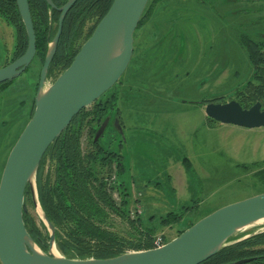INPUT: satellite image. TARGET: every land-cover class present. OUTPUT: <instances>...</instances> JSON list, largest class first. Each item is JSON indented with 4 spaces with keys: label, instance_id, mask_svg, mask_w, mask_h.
Listing matches in <instances>:
<instances>
[{
    "label": "rangeland",
    "instance_id": "obj_1",
    "mask_svg": "<svg viewBox=\"0 0 264 264\" xmlns=\"http://www.w3.org/2000/svg\"><path fill=\"white\" fill-rule=\"evenodd\" d=\"M94 25L95 19L86 22L75 48L84 44ZM134 39L132 61L114 89L119 94L117 107L122 118L116 110L108 113L110 123L101 142L125 157L126 169L121 178L134 194L131 219L139 216L146 226L168 212L155 205L148 185L161 183L165 196L175 198L167 187V163L171 155L191 157V190L183 192L188 197L180 202L193 209L177 224L164 228L158 222L153 225L157 228L154 238L170 241L211 213L264 193V183L257 177L264 162H233L221 145L226 139L223 131L206 129L202 105L204 101L233 100L248 108L256 104L251 101V92L259 82L253 79L246 40L264 42V0H165L137 29ZM16 44L15 29L0 19V69L11 64ZM41 68L42 62L36 59L23 75L0 88V181L10 151L32 117ZM61 72L48 79L46 88ZM118 120L122 127L125 124L122 131L116 125ZM85 130L82 147L86 152L90 139L89 128ZM242 143L243 161L252 160L254 142ZM116 172L114 165L110 183L117 181ZM48 174L53 178L51 163L46 166ZM142 190L148 192L143 198ZM113 199L120 205L117 192ZM141 200L144 208L139 204ZM26 205L41 228L43 218L31 193ZM105 228L123 239L127 253L143 251L138 247L144 242L140 243L130 222L110 214ZM263 231L261 223L238 233L236 238Z\"/></svg>",
    "mask_w": 264,
    "mask_h": 264
},
{
    "label": "water",
    "instance_id": "obj_2",
    "mask_svg": "<svg viewBox=\"0 0 264 264\" xmlns=\"http://www.w3.org/2000/svg\"><path fill=\"white\" fill-rule=\"evenodd\" d=\"M45 1L51 8V15L53 11L60 13L58 30L40 71L33 116L10 151L0 181V263L201 264L234 243L230 240L238 233L261 224L259 222L264 220V193L211 213L161 248L128 252L109 259L86 260L69 259L52 252L57 247L56 228L42 210L38 190L35 193L41 162L73 119L113 89L125 74L134 55L135 33L150 0H114L70 67L47 88L49 70L58 50L65 19L79 0H68L62 7H57L53 0ZM16 2L26 29L28 49L21 58L0 69V85L23 75L37 53L29 0ZM205 115L224 126L250 130L264 128V109L260 102L250 108H244L235 100L224 104L209 103L205 106ZM109 123L110 119L106 118L95 136V142L103 137ZM118 126L122 131V126ZM28 187L50 233L49 253L38 249L25 225ZM249 262L242 260L231 264Z\"/></svg>",
    "mask_w": 264,
    "mask_h": 264
},
{
    "label": "trees",
    "instance_id": "obj_3",
    "mask_svg": "<svg viewBox=\"0 0 264 264\" xmlns=\"http://www.w3.org/2000/svg\"><path fill=\"white\" fill-rule=\"evenodd\" d=\"M163 1L165 0L149 1L138 29L150 19L155 7ZM53 2L57 7H62L68 0ZM113 3L114 0H79L73 6L65 19L63 34L48 79L58 70L62 71V74L70 67L83 46L75 48L86 22L95 19V25L87 34L85 42L91 38ZM29 4L37 38L34 61L38 59L43 66L49 45L58 30L60 13L53 11L51 15V8L45 0H29ZM0 19L16 31L17 44L11 62L13 63L28 49V37L16 0H0ZM246 46L254 68L253 79L259 82L251 92V101L260 102L264 109V42L257 43L247 39ZM10 83L2 84L0 88ZM114 89L115 87L73 119L68 129L50 146L38 170L37 190L40 205L48 220L56 228L58 250L69 259H109L127 253L123 239L105 228L109 224L110 214L122 221L130 222L140 243L144 242L138 250H149L153 248V239L157 232V228L153 227L155 222L163 228L172 226L193 209L183 207L178 212L167 213L163 217L150 220L148 226L144 225L143 219L139 216L137 219H131L130 207L133 196L121 178L125 173L123 155L120 151L112 150L111 146H105L101 139L95 142V136L108 113L116 110L118 117H121L117 107L119 94L115 93ZM211 102L213 101H204L202 105ZM239 103L248 108L242 102ZM34 110L35 101L33 113ZM207 119L211 124L216 123ZM86 128H89L90 141L85 152L82 139ZM184 161L188 162L187 159ZM48 163L53 167V178L50 174L46 175ZM114 165L117 169V181L110 183ZM257 177L264 183V169L257 173ZM114 192L120 196V205L113 199ZM29 194L30 187L27 188L26 199ZM24 221L35 243L43 252L48 253L50 233L46 226L43 224L40 228L29 213L24 215ZM242 238L234 237L230 240L234 243L201 264H231L242 260H250L248 264H264V232L237 241Z\"/></svg>",
    "mask_w": 264,
    "mask_h": 264
},
{
    "label": "crops",
    "instance_id": "obj_4",
    "mask_svg": "<svg viewBox=\"0 0 264 264\" xmlns=\"http://www.w3.org/2000/svg\"><path fill=\"white\" fill-rule=\"evenodd\" d=\"M120 115H121V112H120ZM203 116H204L203 121L206 122L204 125H206L207 130L223 131V134L226 137V139H224L225 144L222 143L221 145L226 147L228 154H229V158L233 162L237 163L238 165H246V164L257 163L261 161L264 162V128L250 130V129H244V128H239V127H234V126H224L221 124L217 126L216 125L211 126L206 121V118H207L206 115L204 114ZM123 125L124 127H122V130H124L125 128L124 122H123ZM229 136L231 137V139L228 138ZM244 140H247L248 142H252V141L254 142V146H253L254 149L252 150V152L249 151V153L251 152L250 155L252 157V160H249V161H243V155H244L243 147L244 146L242 145L243 144L242 142ZM184 159H187L188 162L185 163ZM233 159H235L237 162ZM191 167H192V163H191L190 156L189 157H184L180 155L170 156V161L167 163L168 171L166 173V182H169V185L167 187L170 188L169 190H172L171 192L174 193L175 198L174 196L173 197L171 196L170 198H167V196H165V193L162 190L163 186L161 185V183H158L156 186H154L151 183L148 185V188L150 189V192L152 191L150 196L155 198L154 203L156 206H159L161 209L162 208L165 209V211H168L167 213L175 212V211H178L180 208L182 209L183 207H185L186 205L184 204L185 202L182 203L180 201L182 199L185 201L188 197V196H183V192L191 190V182H190V176H189V171ZM178 191H180L181 193ZM142 192H143V195H141V197L143 198L145 196V193H148V192L147 191L144 192L143 190ZM178 193H180V195H177ZM133 198H134V194H133ZM156 200H157V203H156ZM139 204L143 207L142 200H141V203Z\"/></svg>",
    "mask_w": 264,
    "mask_h": 264
},
{
    "label": "built area",
    "instance_id": "obj_5",
    "mask_svg": "<svg viewBox=\"0 0 264 264\" xmlns=\"http://www.w3.org/2000/svg\"><path fill=\"white\" fill-rule=\"evenodd\" d=\"M113 179H110V182H112ZM166 240L163 237H155L153 239V248L152 249H157L161 248L166 244Z\"/></svg>",
    "mask_w": 264,
    "mask_h": 264
},
{
    "label": "bare ground",
    "instance_id": "obj_6",
    "mask_svg": "<svg viewBox=\"0 0 264 264\" xmlns=\"http://www.w3.org/2000/svg\"><path fill=\"white\" fill-rule=\"evenodd\" d=\"M39 210H40V212L42 213V211H41V209H40V208H39ZM259 223H264V220H262V221H261V222H259ZM52 252H53L55 255L59 254V252H58V250H57V248H56V247H54V248H53Z\"/></svg>",
    "mask_w": 264,
    "mask_h": 264
},
{
    "label": "flooded vegetation",
    "instance_id": "obj_7",
    "mask_svg": "<svg viewBox=\"0 0 264 264\" xmlns=\"http://www.w3.org/2000/svg\"><path fill=\"white\" fill-rule=\"evenodd\" d=\"M211 103H217V104H224V103H226V102H221V101H213V102H211ZM207 104H209V103H207ZM206 104V105H207ZM206 105H204V106H206ZM218 124V123H217Z\"/></svg>",
    "mask_w": 264,
    "mask_h": 264
}]
</instances>
